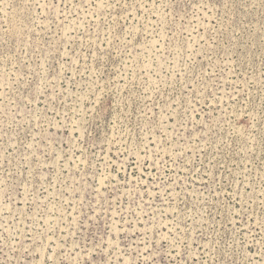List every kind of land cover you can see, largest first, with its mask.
<instances>
[{"label": "rangeland", "instance_id": "1", "mask_svg": "<svg viewBox=\"0 0 264 264\" xmlns=\"http://www.w3.org/2000/svg\"><path fill=\"white\" fill-rule=\"evenodd\" d=\"M0 264H264V0H0Z\"/></svg>", "mask_w": 264, "mask_h": 264}]
</instances>
